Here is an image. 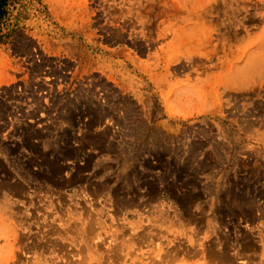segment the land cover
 <instances>
[{"label":"rangeland","instance_id":"rangeland-1","mask_svg":"<svg viewBox=\"0 0 264 264\" xmlns=\"http://www.w3.org/2000/svg\"><path fill=\"white\" fill-rule=\"evenodd\" d=\"M0 43V264H264V0H18Z\"/></svg>","mask_w":264,"mask_h":264},{"label":"trees","instance_id":"trees-1","mask_svg":"<svg viewBox=\"0 0 264 264\" xmlns=\"http://www.w3.org/2000/svg\"><path fill=\"white\" fill-rule=\"evenodd\" d=\"M18 0H0V43H4L10 37L14 26L8 27L11 15V6Z\"/></svg>","mask_w":264,"mask_h":264}]
</instances>
